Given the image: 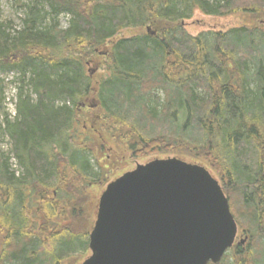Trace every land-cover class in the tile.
<instances>
[{"label": "trees", "instance_id": "16d2710c", "mask_svg": "<svg viewBox=\"0 0 264 264\" xmlns=\"http://www.w3.org/2000/svg\"><path fill=\"white\" fill-rule=\"evenodd\" d=\"M17 5L23 12L18 31L0 21V73L15 74L20 84L13 118L0 121V138L10 141L19 171H10L0 153V230L5 233L0 263L60 264L88 251V237L69 225L42 241L40 230L47 225L34 234L25 205L35 192L42 198L54 189L60 162L75 172L71 179L97 176L87 149L75 147L71 135L77 109L91 98L104 125L127 127L147 143L173 139L219 164L228 175L230 190L222 191L234 220L236 204L248 215V232L259 238L257 251H247V264H264V28H247L244 21L247 26L193 37L181 25L195 11L261 20L264 0H28ZM63 16L65 29L58 25ZM133 29L140 32L120 37ZM97 51L105 60L104 76L94 86L85 68L89 59L99 58ZM156 92L163 94L162 102ZM59 197L67 202L74 193ZM52 207L45 203L42 219H51ZM225 254L218 264H244L237 261L240 253Z\"/></svg>", "mask_w": 264, "mask_h": 264}, {"label": "water", "instance_id": "95a60500", "mask_svg": "<svg viewBox=\"0 0 264 264\" xmlns=\"http://www.w3.org/2000/svg\"><path fill=\"white\" fill-rule=\"evenodd\" d=\"M236 235L228 200L206 169L156 159L106 186L81 264H218Z\"/></svg>", "mask_w": 264, "mask_h": 264}, {"label": "rangeland", "instance_id": "374dc122", "mask_svg": "<svg viewBox=\"0 0 264 264\" xmlns=\"http://www.w3.org/2000/svg\"><path fill=\"white\" fill-rule=\"evenodd\" d=\"M19 2L21 4H27L28 0H0V21L10 23L13 30L16 31L21 28L20 20L23 16L22 9L17 5ZM242 18L238 14L225 17H207L195 11L191 19L183 21L181 25L182 29L188 35L196 37L205 32L224 33L229 29L243 25L247 26L248 24L251 26L249 25L247 28H253L259 25L260 21L264 20L263 16L261 20L259 16L258 18L244 16V20ZM58 25L61 29H65L67 27V19L64 16L60 17L58 19ZM137 32L140 31L135 29L124 30L121 32L120 37H129ZM99 53L101 52L97 51L95 53L99 58L96 61H94L96 59L95 57L89 59L85 68L94 86L104 76L102 65L105 60L102 54ZM16 77L13 73H0V95L2 97L0 104L1 122L5 118L11 120L14 116L17 88L20 86L16 81ZM155 95L158 102L163 101V94L161 92H156ZM91 100V98L86 100L83 107L77 109L76 125L71 135L74 139L73 143L75 147L82 146L87 149L86 152L89 154L91 168L97 176L95 178L86 177L87 180L84 181H78L79 176L71 179V177L75 176V172L66 163H59V181L56 180L54 183V189H49L46 194L44 192V200L39 196V193L35 192L32 195L30 206L25 205L30 213L27 215L29 224L31 228H35L34 234L39 232L41 226L47 225L45 232L40 230V232L44 233L41 239L42 241H45V236L50 235L54 231L59 232L68 225L71 227L72 232L84 234L88 237L95 221L99 197L106 186L122 174L132 171L136 165H144L156 159L175 158L188 164L201 166L219 183L222 190H230L227 188L226 172H223L219 164L208 160L206 152H198L188 145L177 144L173 142V139H170L171 141L168 139H163V141L155 140L154 142L150 140L147 143V139L143 138V141L138 135L129 134L130 131L127 127L119 128L112 126L111 121H109V124L104 125L99 119L100 111L96 108H90ZM157 134L161 133L158 131ZM9 142L5 136L0 138V153L3 156V160H7L6 163L9 170L17 171L16 174L19 175V171L16 168V161L10 151ZM65 178L68 179L66 180ZM64 179L66 180V184L60 182ZM228 180L231 181L230 176ZM54 190L60 192V195H63V193L68 194L72 190L74 197L72 200L66 202L59 195L57 200H55ZM227 194L233 197V202L235 201L234 198L237 199V197H234L235 194L233 195V192L228 191ZM46 202L53 203V210L50 211V220L41 218L42 214L45 213ZM232 212L234 213V217H236L237 238L233 248L229 249L225 255L232 256L235 252L240 253L237 256V261H242L244 264H247V254L253 250L257 251V241L259 238L257 239V235L252 237L251 232H248L247 222H245L248 215L244 214L238 205H234ZM2 232L3 230H0V256L5 249L2 243L5 238V233L2 234ZM248 250L249 252L247 253ZM89 255V251L84 254H76L65 258L60 264H81Z\"/></svg>", "mask_w": 264, "mask_h": 264}, {"label": "flooded vegetation", "instance_id": "af4514ba", "mask_svg": "<svg viewBox=\"0 0 264 264\" xmlns=\"http://www.w3.org/2000/svg\"><path fill=\"white\" fill-rule=\"evenodd\" d=\"M81 107H83V106L81 105ZM90 108H91V109H94V108H96V105H95V103H94V100H93V99L91 100V103H90ZM54 196H55V195H54ZM44 198H45V197H42V199H43V200H44ZM57 198H58L57 196H55V197H54V199H55V200H57ZM236 238H237V235H236ZM235 241H236V239H235ZM234 244H235V242H234ZM234 244H233V246H234ZM232 248H233V247H232Z\"/></svg>", "mask_w": 264, "mask_h": 264}]
</instances>
